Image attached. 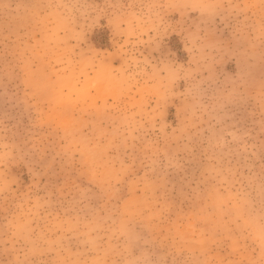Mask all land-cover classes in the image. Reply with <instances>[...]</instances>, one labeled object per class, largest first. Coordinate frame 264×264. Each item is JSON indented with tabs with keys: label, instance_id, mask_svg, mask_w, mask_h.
Masks as SVG:
<instances>
[{
	"label": "rangeland",
	"instance_id": "rangeland-1",
	"mask_svg": "<svg viewBox=\"0 0 264 264\" xmlns=\"http://www.w3.org/2000/svg\"><path fill=\"white\" fill-rule=\"evenodd\" d=\"M0 264H264V0H0Z\"/></svg>",
	"mask_w": 264,
	"mask_h": 264
}]
</instances>
